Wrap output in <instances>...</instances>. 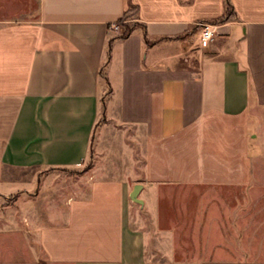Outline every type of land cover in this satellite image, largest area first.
<instances>
[{
    "label": "crops",
    "instance_id": "obj_1",
    "mask_svg": "<svg viewBox=\"0 0 264 264\" xmlns=\"http://www.w3.org/2000/svg\"><path fill=\"white\" fill-rule=\"evenodd\" d=\"M230 2L223 21L227 0H38L35 17L0 21V264H148L143 213L157 231L182 214L205 229L212 208L243 202L216 188L253 182L264 0ZM131 5L140 25L121 38L111 29ZM95 139L85 184L42 207L45 173L82 166ZM222 242L194 262L264 264Z\"/></svg>",
    "mask_w": 264,
    "mask_h": 264
},
{
    "label": "rangeland",
    "instance_id": "obj_2",
    "mask_svg": "<svg viewBox=\"0 0 264 264\" xmlns=\"http://www.w3.org/2000/svg\"><path fill=\"white\" fill-rule=\"evenodd\" d=\"M37 12L38 0H0V21L32 18L37 15ZM136 16L137 12H130L116 24L118 29L113 26L111 30L120 35L125 32L127 26H137ZM126 131L131 132L132 130ZM250 135L254 161L253 182L244 187L216 188L220 192H243L245 196L243 202L237 200L230 203L228 200L232 206L228 208L221 206L220 209L215 208V210L212 208L211 215L205 220L207 224L204 225L205 229L202 228L203 224L201 225L198 219L186 214L181 215L179 228L175 232L157 231L151 217L144 213L137 219L136 224L143 225L153 244V252L149 256L148 264H199L194 260L208 253L209 248L205 244L210 236L217 244L222 242L223 237L228 238L229 246L225 247L238 258L248 259L255 254L256 258L264 260V109L255 110ZM97 139L82 166L73 170L45 173V175H50V178L47 179V185L40 201L42 207L47 209L48 205H52V209H56L64 195L74 193L82 184H85V180L90 176L98 159L95 147ZM15 199V196L7 197L5 203H12ZM191 218L195 219L194 223H189ZM210 222L213 227L212 231H209L208 223ZM192 227H196L197 230L190 229ZM225 227L227 229H224ZM257 243L260 245L257 246Z\"/></svg>",
    "mask_w": 264,
    "mask_h": 264
},
{
    "label": "trees",
    "instance_id": "obj_3",
    "mask_svg": "<svg viewBox=\"0 0 264 264\" xmlns=\"http://www.w3.org/2000/svg\"><path fill=\"white\" fill-rule=\"evenodd\" d=\"M130 12H137V7L135 5H131V7L129 8V10L126 12L125 16L123 17V19L130 13ZM231 13H233V6L230 2V0H227V11H226V14L225 16H223L220 21H223L225 20ZM122 19V20H123ZM121 20V21H122ZM140 24L138 23L137 26H130L128 27L127 26V29H125V32H123L122 34H120V37L121 38H126L128 37L129 35H131V33L139 26ZM145 39L147 40V43H149V40L147 39V36L145 35ZM111 50H112V41L109 42V45H108V58L110 57L111 55Z\"/></svg>",
    "mask_w": 264,
    "mask_h": 264
},
{
    "label": "built area",
    "instance_id": "obj_4",
    "mask_svg": "<svg viewBox=\"0 0 264 264\" xmlns=\"http://www.w3.org/2000/svg\"><path fill=\"white\" fill-rule=\"evenodd\" d=\"M114 28L118 29V26L115 24ZM201 37H200V44L202 47H207L211 44V42L215 38V29L212 24L209 23H202L201 24Z\"/></svg>",
    "mask_w": 264,
    "mask_h": 264
},
{
    "label": "water",
    "instance_id": "obj_5",
    "mask_svg": "<svg viewBox=\"0 0 264 264\" xmlns=\"http://www.w3.org/2000/svg\"><path fill=\"white\" fill-rule=\"evenodd\" d=\"M142 185L141 184H137L132 193H131V199L134 201V202H137V203H142V200L139 198V193L142 189Z\"/></svg>",
    "mask_w": 264,
    "mask_h": 264
}]
</instances>
